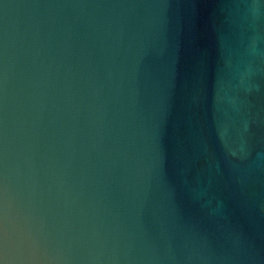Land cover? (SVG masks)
I'll return each instance as SVG.
<instances>
[{
	"label": "water",
	"instance_id": "obj_1",
	"mask_svg": "<svg viewBox=\"0 0 264 264\" xmlns=\"http://www.w3.org/2000/svg\"><path fill=\"white\" fill-rule=\"evenodd\" d=\"M0 264H264V0H0Z\"/></svg>",
	"mask_w": 264,
	"mask_h": 264
}]
</instances>
